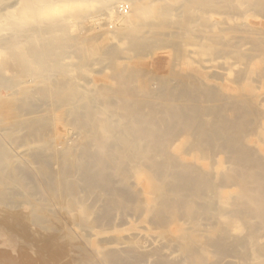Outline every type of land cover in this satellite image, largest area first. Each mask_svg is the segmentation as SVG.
Segmentation results:
<instances>
[{"label":"bare ground","instance_id":"bare-ground-1","mask_svg":"<svg viewBox=\"0 0 264 264\" xmlns=\"http://www.w3.org/2000/svg\"><path fill=\"white\" fill-rule=\"evenodd\" d=\"M0 264H264V0H0Z\"/></svg>","mask_w":264,"mask_h":264},{"label":"rangeland","instance_id":"rangeland-1","mask_svg":"<svg viewBox=\"0 0 264 264\" xmlns=\"http://www.w3.org/2000/svg\"><path fill=\"white\" fill-rule=\"evenodd\" d=\"M119 7H121V10H127L130 8V4L128 2L121 3Z\"/></svg>","mask_w":264,"mask_h":264}]
</instances>
